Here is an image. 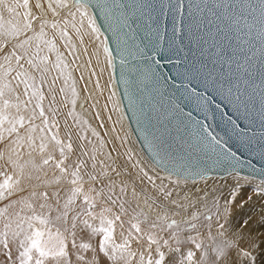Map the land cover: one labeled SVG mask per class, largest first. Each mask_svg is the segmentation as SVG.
<instances>
[{
	"label": "snow or ice",
	"instance_id": "snow-or-ice-1",
	"mask_svg": "<svg viewBox=\"0 0 264 264\" xmlns=\"http://www.w3.org/2000/svg\"><path fill=\"white\" fill-rule=\"evenodd\" d=\"M169 13L166 38L160 17ZM74 37L96 89L109 72L112 131L125 118L113 85L137 108L154 175L125 148L127 133L115 137L121 154L115 145L105 152L96 131L95 140L78 132L74 147L73 125L65 119L61 129L70 93L67 117L87 132V122L74 116L68 57L76 70L84 67ZM117 58L118 80L111 76ZM167 65L165 76L159 69ZM195 85L211 89L245 125L229 117L221 136L193 120L181 105L200 107ZM256 125L260 130L252 131ZM233 138L257 145L264 158V0H0L3 264H256L252 250L264 249V237L229 228L230 201L218 202L219 189H196L214 171L205 161L229 162L224 178L239 183L228 171L235 167ZM259 187L264 191V179Z\"/></svg>",
	"mask_w": 264,
	"mask_h": 264
},
{
	"label": "water",
	"instance_id": "water-1",
	"mask_svg": "<svg viewBox=\"0 0 264 264\" xmlns=\"http://www.w3.org/2000/svg\"><path fill=\"white\" fill-rule=\"evenodd\" d=\"M185 4H187V0H185ZM186 15V13H185ZM177 19H181L179 14H177ZM99 23H103V21H98ZM160 23L162 30H165L166 38L170 35V29L173 26V18L171 13L167 17L161 16ZM111 49H115V44L110 45ZM159 59V57H158ZM171 65H167L166 67H161L159 70L162 71L165 76H167L169 70L171 69ZM111 76L115 77L117 80L120 76V64L119 58L116 59V64L114 69L111 70ZM119 88L120 100L124 106V121L127 124V127L138 146L140 152L144 155V157L151 163L152 162V149L148 146L147 142L143 139V129L136 123V115L134 113L137 111V108L134 106L132 108L129 107L128 100L123 99L124 89L122 86L114 85V88ZM190 89L193 85L189 86ZM197 91L202 94L200 100V107L197 106L196 103H188L185 102L181 105L185 109V112L192 113L193 120H202L207 125H210L211 130L219 133L221 136L224 135L227 119L231 117L232 119H236L237 123L243 127L245 125V121L238 118L236 113L231 109V106L227 105L218 95L213 93L211 89H205L203 86L195 85ZM129 95H132L130 92ZM135 99V96H133ZM219 105V107H217ZM259 126L256 125L252 131H259ZM252 131L249 132V136L252 135ZM231 151L236 153V159L230 161L232 165H234V169L232 167H228L229 172H235L241 175L249 176L261 181L264 179V158L261 157L259 152V147L255 144L252 146L244 145L236 138L230 142ZM194 164L199 163L198 161H193ZM209 167L214 168V171L208 173V176H218L222 177L226 175L224 172V168L227 167L229 162H224L219 166L212 165L211 161H205Z\"/></svg>",
	"mask_w": 264,
	"mask_h": 264
},
{
	"label": "bare ground",
	"instance_id": "bare-ground-1",
	"mask_svg": "<svg viewBox=\"0 0 264 264\" xmlns=\"http://www.w3.org/2000/svg\"><path fill=\"white\" fill-rule=\"evenodd\" d=\"M74 43L77 44L78 48H81L80 60L78 61V63L84 65V67H81V68H79V70H76L75 65H71L72 57H70V56L68 57V62L70 63V71L72 72L73 79L75 80V87H76V91H77V97H76V101L77 102H76V106H75V111L81 113L84 116V118L86 117V118H91L92 119V117H93V118L96 119V120L94 119L95 123H91L89 125L91 127V130L100 133V136L106 142L107 146L104 148L105 152L111 151L113 145H115L116 148H119V150H120V152L122 154L127 146L125 145V148H121L120 147V141L115 139L116 135H120L121 138L123 137V136H121V129H120L121 124L118 122L115 125L116 131L113 132L112 131L113 124H112L111 121L108 120V116L110 114L113 116V120L114 121L117 119V114L111 112V104H109L108 100H107V97H108V94H109V89L107 87V84L109 82V80L107 78L108 76L106 75V72L103 74V76L100 78L101 89H96L95 88V77L89 79L90 70L87 68L88 57L84 56L82 54V46L79 44V41L75 37H74ZM87 43H88V41H87V39H85V44H87ZM61 51L62 52L65 51L62 45H61ZM89 51H91V48H89ZM65 55H67V53H65ZM92 64H93V66H95V60L92 61ZM81 73H83V77H84L83 79H81ZM58 83L60 84V82H58ZM70 84H71V82H70ZM113 88H114V85H113ZM59 96L61 97V95H59ZM106 104L108 105V110L107 111H105V105ZM93 105H95V108H93ZM97 112H99V115H100L99 119L96 118V113ZM66 114H67V112H66ZM66 114H65V116H66ZM65 116L63 118H65ZM86 118H85V120H86ZM92 121H93V119H92ZM101 122H103V124H104L103 128L100 127ZM87 123H89V122H87ZM122 123H123L122 126L127 127V124H126V122L124 120H122ZM60 124H61V129L63 130L64 124H62L61 122H60ZM123 131H124V129H123ZM62 133H63V131H62ZM105 133H107V135ZM127 133H129V132H127ZM73 135H75V134H73ZM76 139H78V138H76ZM132 142H130L128 140V144L127 145H129V147H131L133 149V146H134L135 143L133 142L134 144H131ZM131 145H133V146H131ZM138 157H139V155H138ZM140 158H141V156H140ZM121 159H123V156L121 157ZM143 163L145 164L146 162H143ZM148 163L149 162H147V164ZM147 167H148V165H147ZM148 168H150V167H148ZM145 169H146V167H145ZM131 171L133 173V176H135L136 169H131ZM146 171H147V169H146ZM150 175H154V173L151 172ZM242 176H240L241 179H240L239 183H237L236 181L231 180V179H225L224 178L223 180L219 181L217 178H210L207 181V184H205L204 181L199 182L196 185V189H203V188L206 187L209 192H212V191H214L216 189H219V191H222V190L225 189V187L223 188L222 185L223 184H228V186H230L231 188L233 187V190H231L232 194L235 193V191L241 190L244 187V185H250L253 188V190L255 189L258 192H263L260 189V187H259L260 186V182H257L255 180H251L249 178H245V177H242ZM211 177H213V176H211ZM215 177H218V176H215ZM222 177H225V175L222 176ZM247 177H249V176H247ZM213 179H217V180H213ZM159 182H160L159 179H157V183L158 184H159ZM189 186L191 187V183L189 184ZM219 191L215 192V196H216V193L219 192ZM256 195L259 196L261 194L259 193V194H256ZM229 196H230V194H229ZM228 200L230 201V203L228 205V208H230V206L232 204V201H233L232 197L230 199L228 198ZM220 202H221L220 203L221 205L225 204V200H223V199ZM244 206L246 207V205H244ZM239 209H234V210H231L232 212H229L230 213V215L228 216L229 228L230 229H235L236 232H240L241 230H244L245 236H248L250 234L252 237H264V233H260V232H258L257 234L255 233V231H254L255 230V225L251 223L252 221L250 219H248V221H246L243 225H240L238 223V219L242 215V214L240 215V213H238ZM119 231H120V229H119V227H117V230H116L117 235L119 234ZM257 243L259 244V241H257ZM259 248L260 247L253 248L252 255L254 257L258 256V249Z\"/></svg>",
	"mask_w": 264,
	"mask_h": 264
},
{
	"label": "rangeland",
	"instance_id": "rangeland-1",
	"mask_svg": "<svg viewBox=\"0 0 264 264\" xmlns=\"http://www.w3.org/2000/svg\"><path fill=\"white\" fill-rule=\"evenodd\" d=\"M106 75L108 76L107 78H108V80H109V72H107L106 71ZM60 82V84L62 85L63 84V81L61 80V81H59ZM59 83H58V86L60 85ZM71 85V84H70ZM45 91H47V89L45 90ZM70 94V93H69ZM70 96V95H69ZM63 99V97L61 96H59L58 95V97H57V100L59 101L60 99ZM71 96L69 97V99L71 100ZM61 99V100H62ZM70 100H69V102H70ZM70 104V105H69ZM68 107H65V109L64 108H62V111L64 112H62L63 114H61V116L59 117V120H60V122L62 123V124H64V121H65V119H67L68 120V123H70L69 125H73V127H72V139H73V142H74V147H75V145H77V144H79V140L78 139H76L77 138V133L79 132V134H81V135H84V134H86L87 136H88V138L89 139H93V140H95V138H93L92 136H91V132H92V130H91V127H90V125L89 124H91V123H95V121H94V119L95 118H93L92 117V119H93V121H92V119L91 118H86V120H85V118H84V116L81 114V113H79V112H77V111H75L74 112V116H77V117H79V119L81 120V121H86V122H89V123H87V132L85 133V132H83V131H81L80 130V126H76L75 125V123H74V120H73V118H71V117H67V114H66V112H68L70 109H71V107H72V105H71V103H68V105H67ZM64 109V110H63ZM66 111V112H65ZM65 114H66V116H65ZM65 116V118H63L64 116ZM64 119V120H63ZM96 120V119H95ZM120 124H121V127H120V129H121V136H123L122 137V139L124 138V136H125V133H127V132H129V133H127V140H129L130 142H134L135 143V141L133 140V137H132V135H131V133H130V131H129V129L127 128V127H125V126H122V120L119 122ZM119 124V125H120ZM123 127V128H122ZM76 129V130H75ZM123 129H124V131H123ZM75 130V131H74ZM74 131V132H73ZM77 131V132H76ZM73 134H75V135H73ZM89 134V135H88ZM62 135H63V133H62ZM75 140V141H74ZM78 140V141H77ZM131 143V144H134V143ZM136 144V143H135ZM134 144V146L133 145H131V146H133V149H134V152L136 153V154H138L139 155V157H138V155L136 156V159H139L140 161H141V164L144 166V167H146V169H147V171L149 172V174H151V172H152V169H153V165L151 164V163H148L147 164V162H149L144 156H143V154L140 152V150L138 149V147H137V145H135ZM126 146L127 147H129V145H127L126 144ZM89 147H91V145H89ZM136 149V150H135ZM142 154V155H141ZM140 156H141V158H140ZM73 159H75V157H73ZM147 160V161H146ZM143 162H146L145 164L143 163ZM151 164V165H150ZM147 165H148V167H150V168H148L147 167ZM145 169V170H146ZM153 173V172H152ZM237 174V173H236ZM239 176H242V175H240V174H238ZM160 176H164V173L163 172H161L160 173ZM210 178H217L219 181H221V180H223L224 179V177H215V176H213V177H211V176H209ZM242 177H245V178H249V179H251V180H255V181H257V182H261V181H259L258 179H254V178H251V177H247V176H242ZM220 178V179H219ZM217 179H213V180H217ZM167 182V181H166ZM228 184H223L222 185V187L224 188L225 187V189L224 190H222V191H219V192H217L216 193V196H215V198L218 200V202L219 203H221L220 201L222 200L221 199V197H228L229 199L232 197V204H231V206H230V208H229V212H232L231 210H234V209H239V211H238V213H240V217H239V219H238V223L240 224V225H243L246 221H248V219H250L252 222V224H254L255 225V233L257 234L258 232H260V233H264V191L263 192H258L257 190H253V188L250 186V185H244V187L241 189V190H238V191H235V193H231V190H233V187L231 188L230 186H228ZM251 188V189H250ZM256 191V192H255ZM261 194V195H259V196H257L256 194ZM229 194H230V196H229ZM209 203H211V201L209 202ZM244 205H246V207L244 206ZM125 228H127L128 227V223L126 222L125 223ZM255 260H256V264H264V249H261V248H259L258 249V256H255ZM0 264H3V262L2 261H0Z\"/></svg>",
	"mask_w": 264,
	"mask_h": 264
}]
</instances>
